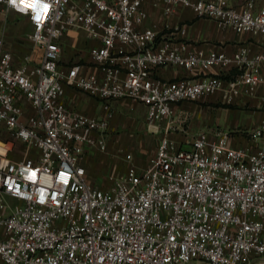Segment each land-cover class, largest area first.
Returning a JSON list of instances; mask_svg holds the SVG:
<instances>
[{
	"label": "built area",
	"instance_id": "obj_1",
	"mask_svg": "<svg viewBox=\"0 0 264 264\" xmlns=\"http://www.w3.org/2000/svg\"><path fill=\"white\" fill-rule=\"evenodd\" d=\"M144 3L0 0L3 264H264V147L256 146L264 141V122L243 146L223 131L199 132L188 149L164 135L146 166L128 153L126 168L102 185L89 179V154L107 152L113 101L145 105L150 127H169L179 105L217 93L229 102L256 97L264 106V51L193 49L179 36L183 29L159 39L143 27ZM158 3L166 15L189 7L200 18L264 38V5L255 9L253 0L243 8L228 0ZM12 13L28 20L37 53L19 62L7 41ZM72 29L99 43L89 49L97 73L61 67V40ZM165 66L198 77L156 78ZM233 71V78H223ZM66 86L100 101L102 114L68 107Z\"/></svg>",
	"mask_w": 264,
	"mask_h": 264
},
{
	"label": "rangeland",
	"instance_id": "obj_2",
	"mask_svg": "<svg viewBox=\"0 0 264 264\" xmlns=\"http://www.w3.org/2000/svg\"><path fill=\"white\" fill-rule=\"evenodd\" d=\"M6 28V34L9 39V46L16 48V59L19 62L25 55H37L33 46L28 40L32 31L28 20L25 17L17 16L13 23H9ZM15 31V34L13 33ZM13 33V34H12ZM78 39V40H77ZM72 40L70 37L64 38V54L62 64L73 65L81 63L82 45L81 36ZM80 51V52H78ZM19 58V60H18ZM85 94V93H83ZM86 95V94H85ZM87 97L91 98L89 95ZM97 101L96 99H94ZM183 104V103H182ZM199 105L201 102H184V108L179 116L174 120L177 128L174 132L187 131L186 137L191 139L192 135L202 129L204 126L203 115L199 114ZM215 116L213 127L216 126L218 119V131L227 132L234 140L249 138L251 132L256 129L261 122H264V107L252 106L250 103L242 105L238 101L218 102L213 105ZM111 119L107 138V152L94 151L89 154L88 175L96 186L102 185L108 174L116 173L126 168L124 154H132L134 164L139 167L146 166L151 157L157 150V145L162 136L161 128L150 127L146 121V109L144 106L131 99L115 101L111 105ZM208 116L207 120H210ZM181 132L180 138H184V132ZM182 139V140H183ZM239 141V140H238ZM1 196V195H0ZM4 201L13 205V201L7 196H3Z\"/></svg>",
	"mask_w": 264,
	"mask_h": 264
},
{
	"label": "crops",
	"instance_id": "obj_3",
	"mask_svg": "<svg viewBox=\"0 0 264 264\" xmlns=\"http://www.w3.org/2000/svg\"><path fill=\"white\" fill-rule=\"evenodd\" d=\"M250 0H228L229 4L236 8H243L247 5V3ZM255 3V9H259L261 6L264 5V0H253ZM155 0H145L144 6L147 11V19L143 24V27L154 29L159 33V39L171 37L172 34L176 33L178 29L185 30V34H178L179 36H182V39L187 42L190 45V48L193 49H203L205 51H211V50H219L224 51L226 53H233L237 49H239L242 46H246L251 49L253 53L256 52H262L264 51V38H262L260 35H254L252 33L244 32V33H238L235 30H233L230 27H223L216 21L208 18H200L196 15V13L189 7H183L178 6L173 14L166 15L164 13V8L162 3H158L157 5L154 4ZM17 16L24 17L20 14L12 13L9 17V23H13ZM31 27V25H30ZM6 28H8L6 26ZM15 34V31H13ZM12 33V34H13ZM81 36L82 45L80 47L81 51V63H75L73 65L69 64H61V67L63 68H69L71 66L79 65L81 66V72L83 75H89L93 73L98 72V68L91 63L89 58V49L91 46L99 44L97 41L90 40L87 38L85 32L83 30H69L62 38L61 45L64 52V38L70 37L72 40H75L78 38V36ZM9 37L7 35V41H9ZM14 40L15 39H10ZM78 40V39H77ZM9 46V42H8ZM9 48H11L9 46ZM13 52L15 53L16 57V48H11ZM78 51V52H80ZM62 53V58L63 59ZM17 60V59H16ZM19 60V58H18ZM222 71L219 69H213L212 73L214 74H222ZM236 75V72L233 71L230 74H224V79H231ZM156 78H159L160 80H175L179 78H196L198 77V72L193 71H185L183 69H180L175 66H165L162 68H159L156 71L155 74ZM87 95V94H86ZM83 92L79 91L78 89L66 86V94H65V103L68 107H70L73 110L80 111L89 115H96L100 116L102 114V108H101V102L95 101L92 97H87ZM238 101L239 103H242V105L246 103H250L252 106H261L259 98L256 97H245L241 99H235L230 102ZM203 103V105H199V114L203 115L204 124L203 128L197 131L195 134L192 135L191 139L188 140L186 134H188L187 131L184 132V138L181 139L180 133L174 132L176 129L178 130L177 124H175L178 119H173V123L167 127L166 123H163L159 127H156L157 129L161 128L162 136L167 135L172 140L177 142L182 148L188 149L190 148L191 142L193 141V138L201 131H206L212 136L218 131V119L216 122V126L213 127L214 119H212L214 111H210V109H213V105L218 104V102H229L226 99H224V95L222 93H217L213 96H210L206 99H203L201 101H198ZM115 101L111 103L114 104ZM142 104V103H141ZM143 105V104H142ZM146 109V116H147V108L145 105H143ZM264 107V106H263ZM184 108V103L178 106L177 114L176 116H179L182 112V109ZM175 116V117H176ZM210 116V120L208 121L207 118ZM174 117V118H175ZM177 126V127H176ZM161 136V137H162ZM239 140V141H238ZM248 143V138H241V139H235L234 140V146H243ZM256 146L264 147V141H258L256 143ZM144 167V166H143ZM0 264H3L0 260Z\"/></svg>",
	"mask_w": 264,
	"mask_h": 264
},
{
	"label": "snow or ice",
	"instance_id": "obj_4",
	"mask_svg": "<svg viewBox=\"0 0 264 264\" xmlns=\"http://www.w3.org/2000/svg\"><path fill=\"white\" fill-rule=\"evenodd\" d=\"M21 2L23 3L24 0H21ZM13 3H16V0H13ZM26 6H28V7H36V5H26ZM48 7H49V5L46 4V3L39 4V8H42L45 12L47 11ZM35 19H39V15H37V16L35 17ZM32 175L34 176L35 173H33ZM30 178H31V177H30Z\"/></svg>",
	"mask_w": 264,
	"mask_h": 264
},
{
	"label": "clouds",
	"instance_id": "obj_5",
	"mask_svg": "<svg viewBox=\"0 0 264 264\" xmlns=\"http://www.w3.org/2000/svg\"><path fill=\"white\" fill-rule=\"evenodd\" d=\"M10 3H11V4H13V5H15V4H16V3H13V0H10Z\"/></svg>",
	"mask_w": 264,
	"mask_h": 264
}]
</instances>
